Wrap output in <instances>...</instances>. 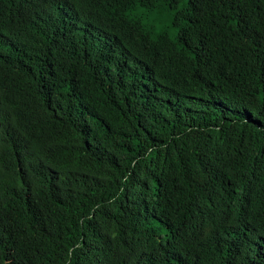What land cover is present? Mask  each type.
<instances>
[{
  "label": "trees",
  "instance_id": "trees-1",
  "mask_svg": "<svg viewBox=\"0 0 264 264\" xmlns=\"http://www.w3.org/2000/svg\"><path fill=\"white\" fill-rule=\"evenodd\" d=\"M0 264H264V0H0Z\"/></svg>",
  "mask_w": 264,
  "mask_h": 264
}]
</instances>
